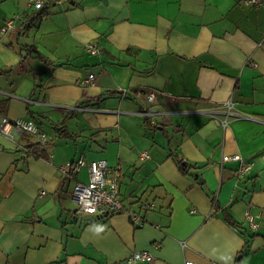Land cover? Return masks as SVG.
<instances>
[{"label":"crops","instance_id":"crops-1","mask_svg":"<svg viewBox=\"0 0 264 264\" xmlns=\"http://www.w3.org/2000/svg\"><path fill=\"white\" fill-rule=\"evenodd\" d=\"M33 1L0 0V122L51 140L0 134V264H264V0ZM98 160L127 211L78 213Z\"/></svg>","mask_w":264,"mask_h":264},{"label":"built area","instance_id":"built-area-1","mask_svg":"<svg viewBox=\"0 0 264 264\" xmlns=\"http://www.w3.org/2000/svg\"><path fill=\"white\" fill-rule=\"evenodd\" d=\"M247 3H256V0H246ZM30 5L36 9L41 10L44 2L43 0H35ZM42 17H45V13H41ZM16 25L15 19H9L5 22L4 26L1 28V34H6L10 30L14 29ZM90 51L95 53L96 50L93 46H90ZM93 74L84 80V84H89L93 80ZM154 94H149V100L154 99ZM231 110L233 103L228 100L224 103V108ZM230 113V111H228ZM227 123V119H222L220 122ZM0 134L7 139L15 142L17 136H23L29 134L36 136L41 143H47L51 140V137L44 131L40 130L39 126L31 120L24 119H11L7 116H3L0 122ZM21 154L23 156L30 155V150L27 144L17 145ZM143 157L147 158L148 154L144 152ZM240 155L235 156H224L223 162L227 161H239L241 163V169L239 174L246 173L249 170V165L241 161ZM86 165L84 159H80L76 162L68 164L67 168H63L64 173H69L70 175H76L81 168ZM113 172V175H109ZM120 176L121 172L119 169H111L107 161L98 160L91 161L88 164V181L82 182L77 181L73 188L72 198L77 205V211L79 214H96V215H109L115 212L127 211L126 207L118 198L120 190ZM130 216L135 223L140 224V218L130 212ZM153 256L148 251H137L133 253L128 261L130 263L142 262V261H152ZM185 264H196L194 261L188 260Z\"/></svg>","mask_w":264,"mask_h":264},{"label":"trees","instance_id":"trees-1","mask_svg":"<svg viewBox=\"0 0 264 264\" xmlns=\"http://www.w3.org/2000/svg\"><path fill=\"white\" fill-rule=\"evenodd\" d=\"M50 1H53V0H50ZM39 13H41V11H35L33 14H30V15H28L26 17V21L22 24L23 30L28 31L32 27L33 21L36 20V18L39 16ZM28 148H29V150H30L31 153L34 152L32 150L33 147L31 145L30 146L28 145ZM182 168H185V165L184 164L182 165Z\"/></svg>","mask_w":264,"mask_h":264},{"label":"rangeland","instance_id":"rangeland-1","mask_svg":"<svg viewBox=\"0 0 264 264\" xmlns=\"http://www.w3.org/2000/svg\"><path fill=\"white\" fill-rule=\"evenodd\" d=\"M46 129H47V131H46V132H48V131L50 132V131H51V130H50V128H48V127H47ZM49 132H48V133H49Z\"/></svg>","mask_w":264,"mask_h":264}]
</instances>
